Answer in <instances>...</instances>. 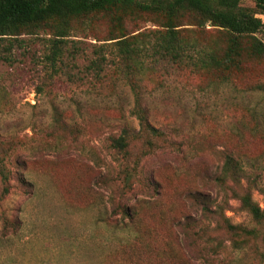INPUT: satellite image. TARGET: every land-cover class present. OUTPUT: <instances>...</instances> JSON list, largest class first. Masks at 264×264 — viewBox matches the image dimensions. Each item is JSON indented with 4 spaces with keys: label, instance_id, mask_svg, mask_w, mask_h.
Listing matches in <instances>:
<instances>
[{
    "label": "rangeland",
    "instance_id": "374dc122",
    "mask_svg": "<svg viewBox=\"0 0 264 264\" xmlns=\"http://www.w3.org/2000/svg\"><path fill=\"white\" fill-rule=\"evenodd\" d=\"M105 30L96 21L76 38L95 43ZM47 37H21L14 60L0 61V170L8 179L0 173V264H206L197 252L202 238L177 226L184 215L198 216L179 191L196 187L220 201L223 191L211 179L225 152L256 177L245 185L264 210V92L254 90L264 81V60L248 63L226 83L190 71L163 76L161 86L148 82V121L176 143L148 152L147 135L130 113L131 95L121 86L94 91L52 73L43 59ZM123 127L138 134L128 146L126 163L140 158L130 190L123 187L122 154L108 140ZM148 181L158 190L145 188ZM242 184L227 197L224 214L259 234L243 249L219 234L224 249L212 264H264V222L240 207ZM121 205L134 211L132 218Z\"/></svg>",
    "mask_w": 264,
    "mask_h": 264
},
{
    "label": "trees",
    "instance_id": "16d2710c",
    "mask_svg": "<svg viewBox=\"0 0 264 264\" xmlns=\"http://www.w3.org/2000/svg\"><path fill=\"white\" fill-rule=\"evenodd\" d=\"M244 1L252 2L253 7L243 5ZM96 21L105 23L101 39L86 43L76 38L91 32ZM146 22L154 27L144 25ZM40 32L48 34L43 59L52 73L94 91L107 88L114 92L121 86L131 95L130 113L137 119L138 131L147 135L144 143L148 152H153L175 148L176 143L148 121L143 95L148 82L161 86L164 77L190 71L213 75L219 83H226L248 63L264 60V0H0V61L12 62L13 49L23 43L21 37ZM158 74L161 77L155 80ZM254 90L264 92V81L256 83ZM135 135L137 132L123 127L108 137L109 147L122 154L126 190L132 187L140 160L134 158L131 166L126 163L132 160L128 146ZM0 173L8 183L5 170ZM242 179L244 188L237 195L240 207L256 222H264V210L246 187L253 186L256 177L246 176L243 165L230 152H225L211 179L223 191L220 201L196 187L179 191L198 216L184 215L177 226L184 234L202 238V249L197 252L206 264H212L223 252L219 234L225 233L236 249H243L248 238L259 234L255 227L231 223L224 214L230 208L227 197L235 196L234 187H239ZM144 186L158 190L153 182ZM4 191H8L7 186ZM120 208L124 216L133 217L134 211L124 205ZM139 237L140 232H136L133 240ZM219 264L229 263L221 260Z\"/></svg>",
    "mask_w": 264,
    "mask_h": 264
}]
</instances>
